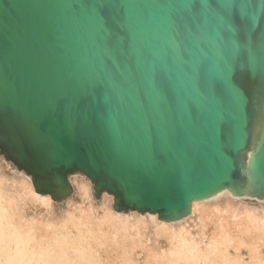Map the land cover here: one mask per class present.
Masks as SVG:
<instances>
[{
	"label": "water",
	"instance_id": "95a60500",
	"mask_svg": "<svg viewBox=\"0 0 264 264\" xmlns=\"http://www.w3.org/2000/svg\"><path fill=\"white\" fill-rule=\"evenodd\" d=\"M211 3L0 0V157L58 210L80 202L76 176L95 203L110 195L116 212L161 223L186 225L194 203L227 192L264 206V122L247 103L264 71L217 40ZM214 3L235 5L232 27L259 59L264 0Z\"/></svg>",
	"mask_w": 264,
	"mask_h": 264
},
{
	"label": "bare ground",
	"instance_id": "6f19581e",
	"mask_svg": "<svg viewBox=\"0 0 264 264\" xmlns=\"http://www.w3.org/2000/svg\"><path fill=\"white\" fill-rule=\"evenodd\" d=\"M72 184L80 202L58 210L0 157V264H264L262 205L227 192L178 225L116 212L110 195L95 203L84 176Z\"/></svg>",
	"mask_w": 264,
	"mask_h": 264
},
{
	"label": "snow or ice",
	"instance_id": "6c2138e0",
	"mask_svg": "<svg viewBox=\"0 0 264 264\" xmlns=\"http://www.w3.org/2000/svg\"><path fill=\"white\" fill-rule=\"evenodd\" d=\"M211 9L214 10L215 15H217L220 20L215 25L214 31L217 36V40L226 47L228 53L234 58L238 59L241 52H248L249 55V64L250 66L255 69L257 64H259L262 71H264V37L261 39V43L259 45V59H257L252 44L247 39H242L238 36L231 24V16L229 14L230 9H234L235 5H231L228 7L219 6L214 3L210 5ZM192 12L196 15H201L202 10L201 6L196 3L192 5ZM249 21L251 28L255 29V15L252 14L249 16ZM181 37H176V40H179ZM229 88L232 90V99L233 102L239 107L241 104L245 103V96H244V88L243 85L234 81L228 82ZM247 103L255 104L256 109L258 110L259 117L262 122H264V81L261 83L260 92L258 98H253L249 96L247 98Z\"/></svg>",
	"mask_w": 264,
	"mask_h": 264
}]
</instances>
